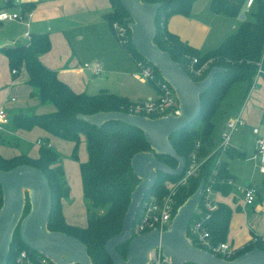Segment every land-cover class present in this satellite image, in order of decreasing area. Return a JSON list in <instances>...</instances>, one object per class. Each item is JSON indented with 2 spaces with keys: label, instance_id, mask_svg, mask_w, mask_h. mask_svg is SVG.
Here are the masks:
<instances>
[{
  "label": "trees",
  "instance_id": "trees-1",
  "mask_svg": "<svg viewBox=\"0 0 264 264\" xmlns=\"http://www.w3.org/2000/svg\"><path fill=\"white\" fill-rule=\"evenodd\" d=\"M143 1L161 2L156 13L157 33L154 41L168 51L174 60L180 62L191 76L188 64L193 56L198 58V66L209 61L210 68L199 79L204 78L213 66L222 68L214 75L211 85L200 96L202 106L198 116L188 126L170 136L177 153L186 158V168L191 164L194 154L203 157L208 155L198 167L197 174L190 175L186 184L176 186L173 196L176 205L178 207L182 204L197 189L201 180L204 184L212 183L215 190L227 193L232 188L228 183L231 177L230 171L225 161L221 160L217 163L220 151L212 152L213 116L231 86L234 83L251 85L258 71L257 62L263 60L264 64V2L260 0L252 9L253 20L244 19L238 29L218 48L202 53L184 43L166 27L167 19L171 15L189 14L195 0ZM111 3L112 10L105 14L110 26L112 27L114 21L128 25L132 18L120 0H111ZM245 3L246 0H211L214 9L229 16L245 13ZM123 47L136 60L146 61L136 50L132 40ZM50 48L51 40L47 33H33L28 43L1 48L8 57L12 72L16 69L15 76L22 69H26V82L36 89L40 103H51L55 106L54 110L44 113L18 112L12 117L11 125L25 130L41 127L50 135L73 141L74 158H78L81 135H85L89 157L80 163V174L84 197L90 205L87 225L70 224L63 214L62 199L69 196L70 186L65 179V169L55 147L41 144L39 155L34 158L26 153L10 157L0 153V169L9 170L23 163L41 168L48 179L52 193L48 228L79 238L86 244L87 251L95 264H114L105 250V242L120 232L131 193L139 182L138 176L132 169L131 158L141 150H150L151 146L144 132L133 125L117 120L96 125L80 119L79 113L92 114L112 110L131 112V107L137 102L106 90H100L97 94L74 91L68 83L59 78L54 69L47 67L40 60V55ZM156 70L160 77L158 68ZM31 93L33 94L34 91ZM46 140L48 141V138ZM2 142L0 135V146ZM198 142L200 145H197ZM156 156L171 167L178 165L177 160L169 154H156ZM214 169L216 172H213ZM182 176L183 173L172 175L159 171L157 181L148 191L147 196L152 194L161 198L174 184L168 185L166 180L177 183ZM2 204L3 191L0 184V207ZM29 209L30 203L27 202L25 213H28ZM99 209L103 212H96ZM231 213V208L224 203H219L218 209L213 212L208 226L214 242L226 240ZM200 216V213L194 215L197 218ZM24 248L30 247L23 242L20 230L17 228L7 264H14L18 253ZM116 248L123 257H126L128 243L120 244ZM253 248L264 249V241L257 238L236 249L235 254L230 258H235Z\"/></svg>",
  "mask_w": 264,
  "mask_h": 264
},
{
  "label": "crops",
  "instance_id": "crops-1",
  "mask_svg": "<svg viewBox=\"0 0 264 264\" xmlns=\"http://www.w3.org/2000/svg\"><path fill=\"white\" fill-rule=\"evenodd\" d=\"M6 5L5 0H0V8ZM29 6L34 10L29 19L30 24L27 26L18 21L24 26L23 31L11 44H25L30 41L33 33H47L51 48L40 55V60L47 67L54 69L59 78L68 83L74 91L97 94L100 90H106L126 96L133 102L156 96L157 89L153 83L138 76L137 60L119 44L106 19L105 14L112 10L111 0H34ZM247 13L249 12L243 13V16H229L214 9L211 0H195L189 14L171 15L167 19L166 27L184 43L205 53L218 48L238 29L244 19L248 20ZM2 22L4 21H0ZM25 32H29L30 39L25 36ZM5 46H8L6 42H0L1 51ZM5 57L9 65L6 54ZM86 62L100 63L101 72L97 74L92 68L85 67ZM10 74V81L14 82L20 73L15 76L11 70ZM5 76L2 73L3 79ZM132 79L137 81L136 85ZM94 84L98 89L97 93L88 91L89 86ZM12 97L15 96L7 97V102L17 100L16 97L12 100ZM1 106L10 112L5 104H0ZM44 112L46 111H40ZM237 115H240L245 123L232 133L228 147L230 149L220 152L221 160L227 163L230 171L232 188L227 193L216 190L218 203H224L232 210L225 241L234 249L257 238L264 241V173L260 171L255 156L257 140L264 137V75L255 77L251 85L234 83L231 86L213 116L212 151L222 136L227 120ZM219 118L221 121L217 123ZM216 124L218 129L215 132ZM39 129L42 130L43 136L36 139L37 144L39 140L51 146L58 142L66 143L73 150V141L50 135L41 127ZM24 131L25 129H20V132ZM81 136L85 138L84 134ZM0 153L6 157L16 154L3 144L0 146ZM38 155V152L28 154L32 158ZM245 185L256 190V198L252 203L246 202L244 191L238 188ZM85 200L83 188L81 198L73 201L69 194L62 199L63 214L67 222L87 225Z\"/></svg>",
  "mask_w": 264,
  "mask_h": 264
},
{
  "label": "water",
  "instance_id": "water-1",
  "mask_svg": "<svg viewBox=\"0 0 264 264\" xmlns=\"http://www.w3.org/2000/svg\"><path fill=\"white\" fill-rule=\"evenodd\" d=\"M132 20L131 40L136 50L159 70L161 76L174 88L179 100V112H169L158 117H148L127 111H98L79 113L87 122L102 125L117 120L138 127L144 132L150 150H141L131 158V166L139 182L131 193L120 232L108 238L105 250L114 264H147L151 251L161 246L172 264L193 262L197 264H264V249L253 248L233 259H227L194 244L187 236L188 224L195 213L200 212L199 200L204 181L177 207L169 227L160 232L152 229L133 236L132 228L142 202L155 185L158 172L181 175L186 168V158L173 147L170 136L198 116L201 110V94L211 85L221 66H213L208 74L195 80L180 62L162 49L154 38L157 33L156 13L161 2L120 0ZM243 16V14L241 15ZM156 154H169L178 165L171 167L159 160ZM3 204L0 207V264H7L11 243L17 228L23 242L52 259L56 264H95L87 246L79 238L63 231L50 230L48 222L52 208V193L43 170L32 164H19L9 170L0 169ZM26 192L29 193L30 209L25 213ZM128 243L123 257L117 246Z\"/></svg>",
  "mask_w": 264,
  "mask_h": 264
},
{
  "label": "built area",
  "instance_id": "built-area-1",
  "mask_svg": "<svg viewBox=\"0 0 264 264\" xmlns=\"http://www.w3.org/2000/svg\"><path fill=\"white\" fill-rule=\"evenodd\" d=\"M7 5L0 8V21L17 20L25 23L29 26V19L33 16L34 10L29 5L34 0H5ZM260 0H246L244 11L250 12L254 7L257 6ZM264 2V0H262ZM9 5V6H8ZM112 29L115 32V36L119 44L124 46L131 40V28L130 26L121 23L119 21H114L112 24ZM25 36L30 39L29 32H25ZM198 58L193 56L188 64V68L192 73V77L196 80L204 76L206 71L210 68L209 61L204 62L198 66ZM258 71L255 77L259 75H264V64L263 60L257 62ZM137 65L139 68L138 76L143 80L150 81L153 83L157 89L156 96L150 99L139 101L131 107V113L141 114L148 117H158L166 115L169 112H179V100L173 86L162 76H158L156 66L145 60H137ZM85 67L92 68V70L99 74L102 70V65L100 63H84ZM16 69H13V73ZM191 75V74H190ZM15 100V97H12ZM12 117L10 112L6 107H0V132L5 130L7 126L11 125ZM245 123V120L237 115L230 118L225 123L222 131V136L217 142L216 148L212 151L226 150L229 147V142L232 133L237 130L240 126ZM38 144H45L44 142L38 141ZM50 145V144H47ZM200 145V142L197 143ZM51 146V145H50ZM196 157V154L193 157ZM208 156V155H207ZM207 156L198 163L194 159V163L190 164L183 172V176L179 181L172 185L171 190L164 196L157 197L156 195H145L142 202L139 205L138 212L133 224L132 235L136 236L144 232L150 231L152 229H158L160 232H164L172 222V219L176 213L177 205L174 199V193L176 186L178 184H186L187 179L190 175L197 174L198 167L207 158ZM259 168L262 173H264V137H260L256 144V154H255ZM221 161L219 155L217 163ZM213 172H216L214 169ZM232 179H228V183H232ZM169 183V182H167ZM242 189L245 194V200L247 203L254 202L256 198L255 188L245 185L238 186ZM218 201L216 198V190L214 189L212 183L204 184L200 200V217H194L195 213L188 224L187 236L192 240V242L201 248H204L213 254L219 255L221 257L229 259L233 254H235L236 249H234L228 242H214L211 236V230L208 226V222L212 218L213 212L218 209ZM14 264H56L47 255L33 249L24 248L22 249ZM147 264H172L171 259L167 257L162 250L161 246L155 247L149 257ZM184 264H197L193 262H187Z\"/></svg>",
  "mask_w": 264,
  "mask_h": 264
},
{
  "label": "rangeland",
  "instance_id": "rangeland-1",
  "mask_svg": "<svg viewBox=\"0 0 264 264\" xmlns=\"http://www.w3.org/2000/svg\"><path fill=\"white\" fill-rule=\"evenodd\" d=\"M246 18L253 20L254 15L253 12H249L246 14ZM61 22V20H60ZM130 22V21H129ZM113 24V22H112ZM128 26L129 23H128ZM22 23L15 21V20H8L0 23V42H6V45L11 46L17 38L18 34L23 31ZM3 52V53H2ZM4 51L0 50V104L7 106L10 109V115L13 116L18 112H25V113H40V111H52L55 109V106L51 103L42 105L39 101L36 89L33 88L26 82L27 78V71L26 69H22L19 78L12 82L10 81V73L11 68L8 65V62L5 60ZM2 73L5 74V78H2ZM208 74V73H207ZM206 74V75H207ZM12 78V77H11ZM133 80V79H132ZM200 80V79H196ZM133 84L136 85L137 81L133 80ZM33 90L34 93L32 94L30 90ZM91 93H97L98 89L96 85L89 86L88 91ZM147 95V93L145 94ZM15 96L16 101L10 102L6 100L7 97ZM221 118L216 121L220 123ZM218 129V124L215 126V132ZM21 133V134H20ZM0 135L3 139L2 144L7 146L11 149V152L15 155L20 153L26 154H35L39 152L40 145L37 144L36 139L40 136H43L42 130L39 127H33L32 129L25 130L24 132H20V129L13 127V125L7 126L5 130L0 132ZM86 138V137H85ZM84 136H81L79 145H78V158H74L72 156V151L66 143H55L53 147L60 154L61 163L65 168V179L70 186V196L72 200H77L82 196V182L80 176V163L86 161L89 157L88 148H87V140H85ZM64 140V139H63ZM219 140V139H218ZM66 142V141H64ZM47 145V144H46ZM206 157V156H205ZM205 157L198 156L192 157L191 164L194 163V159L198 163H200ZM168 185H172V183H176V181H169ZM241 184V182H238ZM137 185V184H136ZM26 200L29 201V193L26 192ZM89 203L85 200V207L87 211V219L90 216L88 213ZM98 213H102L103 210H96ZM231 259V258H229ZM233 259V258H232Z\"/></svg>",
  "mask_w": 264,
  "mask_h": 264
}]
</instances>
